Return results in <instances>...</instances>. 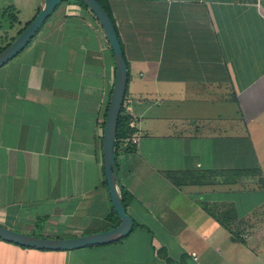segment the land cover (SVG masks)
Segmentation results:
<instances>
[{
  "label": "crops",
  "instance_id": "0c3cea01",
  "mask_svg": "<svg viewBox=\"0 0 264 264\" xmlns=\"http://www.w3.org/2000/svg\"><path fill=\"white\" fill-rule=\"evenodd\" d=\"M101 1L129 69L122 111L141 134L136 149L115 148L140 227L68 252L0 239V263L264 264V0ZM36 4L35 16L45 0ZM6 5L0 49L35 18L23 26ZM116 76L106 34L79 0L0 68V225L68 239L120 224L103 145Z\"/></svg>",
  "mask_w": 264,
  "mask_h": 264
},
{
  "label": "water",
  "instance_id": "95a60500",
  "mask_svg": "<svg viewBox=\"0 0 264 264\" xmlns=\"http://www.w3.org/2000/svg\"><path fill=\"white\" fill-rule=\"evenodd\" d=\"M65 0H45L44 7L26 29L0 53V68L12 61L35 38L37 33ZM99 21L112 47L117 65L116 83L113 89L105 122L104 170L112 205L120 224L109 231L68 239H47L16 232L0 225V239L18 246L44 251H75L91 247L107 246L127 238L134 230V220L127 213L121 191L116 163L115 145L117 129L128 88L129 69L116 26L109 13L98 0H81Z\"/></svg>",
  "mask_w": 264,
  "mask_h": 264
},
{
  "label": "trees",
  "instance_id": "16d2710c",
  "mask_svg": "<svg viewBox=\"0 0 264 264\" xmlns=\"http://www.w3.org/2000/svg\"><path fill=\"white\" fill-rule=\"evenodd\" d=\"M66 1H67V0H65L64 2H66ZM79 1L82 3L83 6H85L86 8H88V6H87L86 4H84L81 0H79ZM98 1H99L100 4L105 8V10L109 13V15H110V17H111L113 23L115 24L114 19H113L111 13H110L109 7H107L106 5H104V3H103L101 0H98ZM39 12H40V11H38V13H39ZM38 13H37V14H38ZM37 14H36V15H37ZM35 17H36V16H35ZM32 21H33V20H32ZM32 21H31V22H32ZM31 22H30V23H31ZM30 23H28L27 26H28ZM27 26H26V27H27ZM26 27H25L23 30H21V31L19 32L18 36H19V35H20V34L26 29ZM13 41H14V40H13ZM9 45H10V44H9ZM9 45H7V46L4 47V48H1V49H0V53H1L3 50H5ZM130 133H131V129H130V127H129V121H128V118H127V117H124L123 115H120V119H119V123H118V129H117V142H116V145H117V143L120 142V140L126 138ZM116 145H115V148H116ZM121 191H122V196H123V200H124V205L126 206L127 203L130 202L131 197H130L129 193H128L127 191H125L124 189H122ZM206 210H207V209H206ZM138 227H140V225L134 223V229H135V228H138ZM119 242H121V241H119ZM119 242H117V243H119ZM114 244H116V243H114ZM111 245H113V244H111ZM21 247H22V246H21ZM24 248H26V247H24Z\"/></svg>",
  "mask_w": 264,
  "mask_h": 264
},
{
  "label": "rangeland",
  "instance_id": "374dc122",
  "mask_svg": "<svg viewBox=\"0 0 264 264\" xmlns=\"http://www.w3.org/2000/svg\"><path fill=\"white\" fill-rule=\"evenodd\" d=\"M16 1H18V2H16ZM37 1L43 2V0L42 1L41 0H2V3H1L2 5H0V6H1V10L4 9V6H5V10H6V9H8V8H6V6H7L6 4H9V5H15L16 4L15 6H17L18 9H21V14L18 15V17H19L18 20L21 21L23 26H25L26 20L31 19L32 16L35 17V15H32L33 14L32 12H33L35 6L37 5L36 4ZM34 3L36 5H34ZM26 9L31 10V13L26 11ZM39 10H40V8L37 9L36 12H38ZM17 24H19V22ZM13 40H15V39H13ZM13 40H10L11 42L9 44H11L13 42ZM0 255H1V252H0ZM5 263L9 264L7 261ZM0 264H3V263L1 262Z\"/></svg>",
  "mask_w": 264,
  "mask_h": 264
},
{
  "label": "built area",
  "instance_id": "2783aa9c",
  "mask_svg": "<svg viewBox=\"0 0 264 264\" xmlns=\"http://www.w3.org/2000/svg\"><path fill=\"white\" fill-rule=\"evenodd\" d=\"M121 115L128 118L131 133L126 138L120 140V142L126 143L129 149L134 150L138 147L140 143L141 134L139 132V129L136 127L135 122L127 113L122 111Z\"/></svg>",
  "mask_w": 264,
  "mask_h": 264
}]
</instances>
